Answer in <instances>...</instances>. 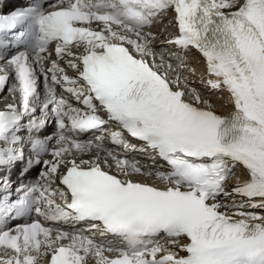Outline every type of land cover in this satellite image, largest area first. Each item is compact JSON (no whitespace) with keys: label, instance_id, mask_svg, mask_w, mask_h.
I'll list each match as a JSON object with an SVG mask.
<instances>
[{"label":"snow or ice","instance_id":"obj_1","mask_svg":"<svg viewBox=\"0 0 264 264\" xmlns=\"http://www.w3.org/2000/svg\"><path fill=\"white\" fill-rule=\"evenodd\" d=\"M169 13L177 34L157 44L146 29ZM9 37L22 50L0 52V90L11 82L14 101L0 110V168L43 165L45 183L21 185L11 199L10 181L0 180V224L35 213L87 222L121 244L34 220L0 228V264H264V216L224 202L239 196L264 209V0H32L0 15V47ZM193 49L205 62L207 94L191 78ZM213 93H227L229 112H217ZM49 123L51 135L25 142L23 130ZM109 124L123 155L103 136L75 135ZM237 168L247 179L229 191Z\"/></svg>","mask_w":264,"mask_h":264},{"label":"bare ground","instance_id":"obj_2","mask_svg":"<svg viewBox=\"0 0 264 264\" xmlns=\"http://www.w3.org/2000/svg\"><path fill=\"white\" fill-rule=\"evenodd\" d=\"M47 2V1H46ZM45 2V3H46ZM3 8H4V5L1 7V9H0V11L1 12H3V13H8V12H4L3 11ZM155 28H152V29H150V31L152 32L153 30H154ZM170 29H172V26L170 27ZM158 40H156V42H157ZM160 41H162V40H160ZM159 41V42H160ZM158 44V43H157ZM188 59H189V64L191 65V66H195L194 68H196L197 66H199L200 67V62H199V57L197 56V54L195 53V52H192L190 55H189V57H188ZM192 63H195V64H193L192 65ZM198 67V68H199ZM201 68V67H200ZM198 70V69H197ZM200 70V69H199ZM202 72H203V70H202ZM204 72L206 73V69H205V65H204ZM209 78V77H208ZM206 81V80H205ZM196 84V83H195ZM195 87H196V85H194ZM203 87V86H202ZM201 87V88H202ZM198 89V88H197ZM200 89V88H199ZM202 90H204V92L203 93H205V94H207V92L209 91L207 88H206V85H205V88L203 87L202 88ZM213 94H215V93H213ZM218 94V93H217ZM225 94V93H224ZM227 94V93H226ZM222 95V94H221ZM5 97H6V95H5V93H3V94H1L0 95V102H2L4 99H5ZM223 97V96H222ZM222 97H220V98H217V99H215L216 101H214V100H212V102L214 103H216L215 105L218 107L216 110H217V112H219V111H223V112H228L229 110H231L229 107H230V105L228 104V101H227V95L225 96L226 97V100H224V98H222ZM211 98H214L213 96L211 97ZM227 101V102H226ZM226 114V113H225ZM126 139L127 140H129V138L128 137H126ZM35 169H37V165L36 166H34L32 169H31V172L34 170L35 171ZM244 180H246V179H244V178H241V180H237L236 182H234V183H232V184H228L227 186H228V190L230 191L231 190V188L232 187H234L238 182H243ZM233 200L237 203V204H239V203H241V202H243V203H245V208L243 209L244 211H247V212H253V213H255V214H257V215H262V216H264V209H260V208H251V207H248V201H247V198H242V197H239V196H234L232 199H230V200H225L224 202L225 203H227V204H231L232 202H233ZM256 201H258V200H254V201H252L253 203H255ZM229 214H231V212H229ZM80 223L79 222H77L76 224H75V226L77 227V225H79ZM3 251V250H2Z\"/></svg>","mask_w":264,"mask_h":264},{"label":"rangeland","instance_id":"obj_3","mask_svg":"<svg viewBox=\"0 0 264 264\" xmlns=\"http://www.w3.org/2000/svg\"><path fill=\"white\" fill-rule=\"evenodd\" d=\"M9 10V8L8 7H6V8H4L3 9V11H8ZM162 32H164V30H162V31H160V35H158L157 36V39L156 40H161L162 39ZM159 41H157L156 43H158ZM158 44H160V43H158ZM199 57V56H198ZM199 62H200V67L199 66H197L196 68H194L195 66H191L190 65V67L191 68H194L195 69V72L197 73V75L195 74V76L194 77H191V78H193L194 80H195V82H196V88H200L199 90L203 93L204 92V90H202V88L204 87V84H202V83H200V79H201V77H198V75L200 74V73H202V69L204 68V63L202 62V60L199 58ZM193 64H195V63H192V65ZM199 67V68H198ZM198 69V70H197ZM200 69V70H199ZM201 76V75H200ZM208 78V77H207ZM209 79V78H208ZM206 80V77H204V81ZM207 81V80H206ZM206 81H205V83H206ZM203 86V87H202ZM202 87V88H201ZM205 88V87H204ZM205 94V93H204ZM227 94L225 93H223L222 95L220 94V93H215V94H212L211 95V97L213 96L214 98H211L210 97V99H212V100H214V101H216L215 99H217V98H220V97H222V98H224V100H226V96ZM4 101V100H3ZM4 102H6V101H4ZM227 102V101H226ZM214 104H216L215 102H214ZM40 167H41V165H38V167H37V169H40Z\"/></svg>","mask_w":264,"mask_h":264}]
</instances>
